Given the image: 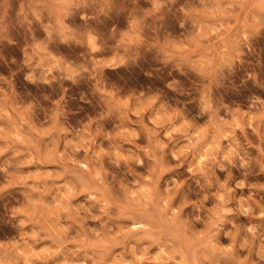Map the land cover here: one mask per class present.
<instances>
[{"label":"clouds","instance_id":"clouds-1","mask_svg":"<svg viewBox=\"0 0 264 264\" xmlns=\"http://www.w3.org/2000/svg\"><path fill=\"white\" fill-rule=\"evenodd\" d=\"M0 264H264V0H0Z\"/></svg>","mask_w":264,"mask_h":264}]
</instances>
